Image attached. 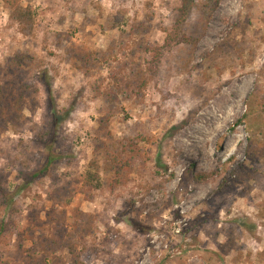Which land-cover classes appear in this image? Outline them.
<instances>
[{
  "label": "rangeland",
  "instance_id": "rangeland-1",
  "mask_svg": "<svg viewBox=\"0 0 264 264\" xmlns=\"http://www.w3.org/2000/svg\"><path fill=\"white\" fill-rule=\"evenodd\" d=\"M185 1L0 0V264H264V0ZM110 51L138 98L98 92Z\"/></svg>",
  "mask_w": 264,
  "mask_h": 264
},
{
  "label": "trees",
  "instance_id": "trees-1",
  "mask_svg": "<svg viewBox=\"0 0 264 264\" xmlns=\"http://www.w3.org/2000/svg\"><path fill=\"white\" fill-rule=\"evenodd\" d=\"M183 11L187 12V3L185 0H183ZM24 12H20V15H24ZM13 17V16H12ZM21 29L25 28V22H22ZM27 28V26H26ZM113 51L106 53L103 57V61L107 66H109V72H110V83L109 86L105 89L102 87H98V92L102 96H104L107 100H117L120 96L125 98H138L142 93H144L148 80L145 77V73L139 71L134 76H128L126 74V64L120 62L119 57L115 56ZM156 57H158V53L155 54ZM130 74V73H129ZM126 75V79H125ZM5 86L0 84V121L4 119L6 116L10 115L12 111L15 110L14 106L16 107L20 105L22 101H24V97L22 94L26 93L27 90H30L29 87H24V85L21 87L20 95V101H17L13 105L10 103H7L6 100V93H5ZM9 104L7 107H5V104ZM20 114V113H19ZM55 126H58L60 122H62V118L58 116L56 112L53 113ZM138 143L136 141H130L129 139L122 138L118 141L112 143V148L107 153V161L110 166V170L114 173L115 179L114 184H119L123 182L124 177L126 176V173L129 174L132 172L134 168V161L138 157ZM46 150H48L49 156L47 159V163L45 166L44 174L49 170V167L55 162L56 157L54 156V153L51 148L48 146L46 147ZM39 174H35L32 178H36ZM3 201L0 202L1 208H8L10 206L8 200L6 198L2 199ZM90 223L87 224V226L81 224H78V227H76V232L82 233V236H80V239H85V237L92 236L93 232L90 228ZM77 226V225H76ZM6 231V226L3 222L0 223V236L3 234V232ZM69 244L67 245L68 254L74 258V264H81L80 262V253L78 252L79 245L75 241H69ZM56 246H59V241L55 240L54 243ZM82 246V249L85 250L84 245Z\"/></svg>",
  "mask_w": 264,
  "mask_h": 264
}]
</instances>
